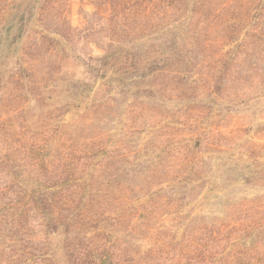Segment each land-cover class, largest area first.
<instances>
[{
	"label": "rangeland",
	"instance_id": "1",
	"mask_svg": "<svg viewBox=\"0 0 264 264\" xmlns=\"http://www.w3.org/2000/svg\"><path fill=\"white\" fill-rule=\"evenodd\" d=\"M0 264H264V0H0Z\"/></svg>",
	"mask_w": 264,
	"mask_h": 264
},
{
	"label": "trees",
	"instance_id": "2",
	"mask_svg": "<svg viewBox=\"0 0 264 264\" xmlns=\"http://www.w3.org/2000/svg\"><path fill=\"white\" fill-rule=\"evenodd\" d=\"M14 19H16V18H15V17H13V18L11 19V21H12V20L14 21ZM12 25L14 26L13 22H12Z\"/></svg>",
	"mask_w": 264,
	"mask_h": 264
}]
</instances>
